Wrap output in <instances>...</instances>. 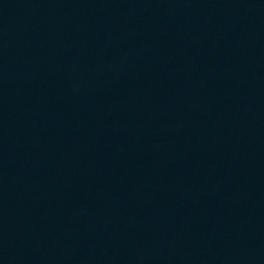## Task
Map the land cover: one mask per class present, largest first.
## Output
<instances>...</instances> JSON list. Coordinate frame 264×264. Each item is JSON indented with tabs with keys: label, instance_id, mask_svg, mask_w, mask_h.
Returning <instances> with one entry per match:
<instances>
[{
	"label": "water",
	"instance_id": "obj_1",
	"mask_svg": "<svg viewBox=\"0 0 264 264\" xmlns=\"http://www.w3.org/2000/svg\"><path fill=\"white\" fill-rule=\"evenodd\" d=\"M0 264H264V0H0Z\"/></svg>",
	"mask_w": 264,
	"mask_h": 264
}]
</instances>
